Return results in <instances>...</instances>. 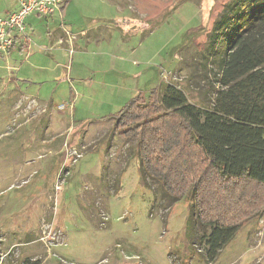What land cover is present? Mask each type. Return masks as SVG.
Returning <instances> with one entry per match:
<instances>
[{
	"label": "rangeland",
	"instance_id": "1",
	"mask_svg": "<svg viewBox=\"0 0 264 264\" xmlns=\"http://www.w3.org/2000/svg\"><path fill=\"white\" fill-rule=\"evenodd\" d=\"M67 1L0 59V264H264V214L210 260L192 202L165 196L109 119L166 85L210 107L202 57L229 0ZM60 24L71 55L47 34Z\"/></svg>",
	"mask_w": 264,
	"mask_h": 264
},
{
	"label": "trees",
	"instance_id": "2",
	"mask_svg": "<svg viewBox=\"0 0 264 264\" xmlns=\"http://www.w3.org/2000/svg\"><path fill=\"white\" fill-rule=\"evenodd\" d=\"M207 42L201 67L210 107L166 85L109 119L119 138L135 141L144 173L165 196L192 202L189 220L212 260L242 223L264 214V0H229Z\"/></svg>",
	"mask_w": 264,
	"mask_h": 264
},
{
	"label": "built area",
	"instance_id": "3",
	"mask_svg": "<svg viewBox=\"0 0 264 264\" xmlns=\"http://www.w3.org/2000/svg\"><path fill=\"white\" fill-rule=\"evenodd\" d=\"M65 0H19L18 7L13 12L0 16V57L7 54L15 47L18 39L26 35V20L36 16L52 18L63 10ZM63 36L59 38L58 45H66L69 55L73 53L75 35L63 28Z\"/></svg>",
	"mask_w": 264,
	"mask_h": 264
},
{
	"label": "crops",
	"instance_id": "4",
	"mask_svg": "<svg viewBox=\"0 0 264 264\" xmlns=\"http://www.w3.org/2000/svg\"><path fill=\"white\" fill-rule=\"evenodd\" d=\"M18 3H19V0H15V1L14 0H12V1L11 0H0V16H5V15L13 12L14 10H16L17 7H18ZM67 5H68V1L65 0L64 7H63V11L67 7ZM32 17H36V16H32ZM29 18H31V17H29ZM58 26L59 27L56 28L55 30H52V31H48L47 32V34L50 37L51 41L52 40H54V41L56 40L55 43H57V40L60 37L63 36L62 26H60V25H58ZM63 28H64V25H63ZM68 31L71 33L70 30H68ZM73 35L76 36V34H73ZM28 44H29V36L27 35V32H26L25 37H22V38L18 39L15 47L7 54V56L0 57V59H3V60H13V59H16L15 57H17V56L15 54H17L19 56L21 54H23L24 51H25V49H27ZM14 61H16V60H14Z\"/></svg>",
	"mask_w": 264,
	"mask_h": 264
}]
</instances>
